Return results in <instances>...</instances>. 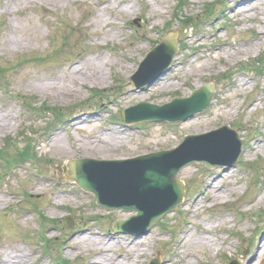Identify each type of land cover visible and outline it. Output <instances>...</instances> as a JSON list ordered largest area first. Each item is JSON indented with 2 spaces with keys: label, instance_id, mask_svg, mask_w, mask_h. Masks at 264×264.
Segmentation results:
<instances>
[{
  "label": "rangeland",
  "instance_id": "obj_1",
  "mask_svg": "<svg viewBox=\"0 0 264 264\" xmlns=\"http://www.w3.org/2000/svg\"><path fill=\"white\" fill-rule=\"evenodd\" d=\"M174 32L180 46L170 69L135 88L138 63ZM261 54L264 0H0V155L10 157V166L0 163V264L18 251L28 264H88L104 249L83 248L79 236L112 243L110 256L135 264L156 256L161 264H264V74L243 70L257 75L245 63ZM208 82L212 102L186 120L122 121L125 108L162 105ZM222 125L242 140L238 160L225 171L196 162L180 169L182 203L142 236L111 229L135 212L108 211L63 173L70 159L132 158ZM21 134L35 157L18 164L12 148ZM213 178L228 190L222 200L206 199ZM197 235L215 244L189 241Z\"/></svg>",
  "mask_w": 264,
  "mask_h": 264
},
{
  "label": "water",
  "instance_id": "obj_2",
  "mask_svg": "<svg viewBox=\"0 0 264 264\" xmlns=\"http://www.w3.org/2000/svg\"><path fill=\"white\" fill-rule=\"evenodd\" d=\"M177 53L175 37L168 35L141 62L139 69L131 77L136 87L152 83L166 70ZM214 93L212 84H205L195 90L191 96L175 98L170 103L156 106L141 103L124 111L126 122L143 120L186 119L207 106ZM229 134V139L218 140L214 153L193 151L185 157L178 153L185 151L189 141L201 143L205 138L218 134ZM213 137V138H214ZM217 141V142H218ZM241 151V142L235 132L227 127L202 136H189L178 148L170 151L152 153L124 161H99L92 159L71 160L67 177L86 190L92 191L99 204L110 209L122 207L125 210H138L128 222H116V231L133 232V225L141 223V232H146L163 214L168 212L182 199V185L176 179V173L191 161H204L208 165L230 164ZM222 155H219L221 154ZM176 154V160L169 158ZM151 264H159L153 260ZM230 264H239L233 260Z\"/></svg>",
  "mask_w": 264,
  "mask_h": 264
},
{
  "label": "bare ground",
  "instance_id": "obj_3",
  "mask_svg": "<svg viewBox=\"0 0 264 264\" xmlns=\"http://www.w3.org/2000/svg\"><path fill=\"white\" fill-rule=\"evenodd\" d=\"M10 40V39H9ZM94 72L96 71V69L93 67ZM97 72V71H96ZM92 81V80H91ZM171 84V81L169 82H164L163 85H160V88L163 87H167L168 85ZM206 129L208 128H201V132H204ZM198 131V130H197ZM119 138L121 136H118ZM118 138V139H119ZM118 141V140H117ZM110 147H107V149ZM104 151H102L101 153H103ZM104 155V156H103ZM103 157H106L105 154H102ZM209 173L206 174V176H208ZM222 182V181H221ZM221 182L218 179H207L206 185L207 188L211 191V194H209L206 199L209 201H219L224 199L225 196H227L228 190L227 188H223L221 187ZM216 222H207V226L209 225L210 227L215 225ZM193 241L194 243H199L200 245H211V244H215L212 239L210 237H207L205 235H197V236H193L189 239V241ZM75 241L79 242L80 245L83 248H91V249H104V251L99 252L98 254H96L94 257H92L91 261L88 264H135L134 261H129L127 258V255L121 256L119 254H115V255H109L106 252V248H110L112 243H108L104 240H99L97 238H85V237H75ZM140 240L137 239V243H139ZM74 243V242H73ZM70 244H72L70 242ZM260 245L264 246V239L260 242ZM126 246V245H125ZM137 245H133L130 246V251H132L133 249H135ZM217 248V247H216ZM218 249V248H217ZM264 250V248H263ZM262 250V251H263ZM31 260V259H30ZM29 262V256L24 252L18 251L15 254L12 255H5L3 261L1 262V264H28Z\"/></svg>",
  "mask_w": 264,
  "mask_h": 264
},
{
  "label": "trees",
  "instance_id": "obj_4",
  "mask_svg": "<svg viewBox=\"0 0 264 264\" xmlns=\"http://www.w3.org/2000/svg\"><path fill=\"white\" fill-rule=\"evenodd\" d=\"M24 153V154H23ZM28 152H26V149L24 150V152H22V154L20 155V157H25L27 155ZM14 159H17V156H14Z\"/></svg>",
  "mask_w": 264,
  "mask_h": 264
}]
</instances>
